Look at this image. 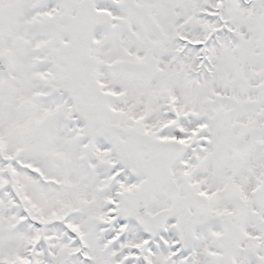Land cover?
I'll return each instance as SVG.
<instances>
[{
	"label": "snow or ice",
	"instance_id": "snow-or-ice-1",
	"mask_svg": "<svg viewBox=\"0 0 264 264\" xmlns=\"http://www.w3.org/2000/svg\"><path fill=\"white\" fill-rule=\"evenodd\" d=\"M0 264H264V0H0Z\"/></svg>",
	"mask_w": 264,
	"mask_h": 264
}]
</instances>
